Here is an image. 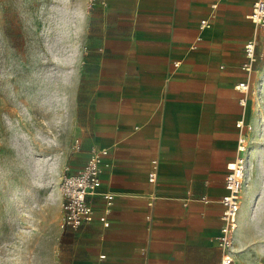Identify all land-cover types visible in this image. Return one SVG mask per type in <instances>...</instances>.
Returning <instances> with one entry per match:
<instances>
[{"label": "crops", "instance_id": "obj_1", "mask_svg": "<svg viewBox=\"0 0 264 264\" xmlns=\"http://www.w3.org/2000/svg\"><path fill=\"white\" fill-rule=\"evenodd\" d=\"M252 2L95 0L82 9L85 121L68 170L80 169L91 147L106 149L107 165L89 197L92 220L65 228L60 264H220L218 200L237 137L253 122L260 71L259 60L242 67L245 42L260 41ZM254 240L237 216L233 264H264Z\"/></svg>", "mask_w": 264, "mask_h": 264}, {"label": "rangeland", "instance_id": "obj_2", "mask_svg": "<svg viewBox=\"0 0 264 264\" xmlns=\"http://www.w3.org/2000/svg\"><path fill=\"white\" fill-rule=\"evenodd\" d=\"M94 1L0 0V264H60L59 184L85 121L78 49L82 9ZM258 34L245 136L254 155L238 212L251 250H264V25Z\"/></svg>", "mask_w": 264, "mask_h": 264}, {"label": "built area", "instance_id": "obj_3", "mask_svg": "<svg viewBox=\"0 0 264 264\" xmlns=\"http://www.w3.org/2000/svg\"><path fill=\"white\" fill-rule=\"evenodd\" d=\"M91 1L89 0V2ZM216 5L217 3H212L211 8L214 9ZM249 19L255 25H264V0H253ZM207 22L208 18L201 19L200 27L207 24ZM258 43V38L252 37L244 44L245 61L242 67L248 72L252 70L253 63L257 60L255 49ZM236 88L247 91L248 84L240 82L236 85ZM240 101L244 103V99ZM236 124L240 129L244 127L243 121H237ZM75 148L79 149V145L76 144ZM236 151V156L226 166L224 176L225 193L218 200L221 205V225L215 240L220 249V264H233L232 247L234 233L237 228L239 193L247 177V142L242 130L237 137ZM106 156V149L91 147L85 164L80 169L75 173H65L61 176L59 191L62 211L60 226L62 228L77 229L92 220L93 207L89 202V197L94 194L101 184V173L103 167L107 165ZM156 168V160H151L148 171V181L151 183L157 180ZM104 197L107 206L112 195L107 193ZM202 200L206 203L209 201L206 197H202ZM107 212L108 209L104 208V214L100 217V221L104 226L108 225Z\"/></svg>", "mask_w": 264, "mask_h": 264}, {"label": "bare ground", "instance_id": "obj_4", "mask_svg": "<svg viewBox=\"0 0 264 264\" xmlns=\"http://www.w3.org/2000/svg\"><path fill=\"white\" fill-rule=\"evenodd\" d=\"M253 151H254V150H250V151L247 150V151H246V153H247V154H246V161H247V177H246L245 180H247V178H248V171H249V169H248V168H249V159H248V156H249V158L252 157V155H254V154H253ZM238 212H239V211H238Z\"/></svg>", "mask_w": 264, "mask_h": 264}]
</instances>
